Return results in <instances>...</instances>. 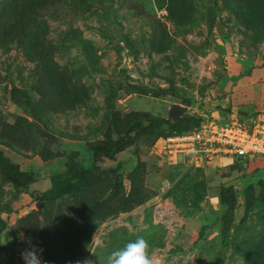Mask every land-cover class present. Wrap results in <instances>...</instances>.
<instances>
[{"label": "rangeland", "instance_id": "374dc122", "mask_svg": "<svg viewBox=\"0 0 264 264\" xmlns=\"http://www.w3.org/2000/svg\"><path fill=\"white\" fill-rule=\"evenodd\" d=\"M260 112L264 0H0V264L29 240L106 264L137 237L153 264H264V158L160 148Z\"/></svg>", "mask_w": 264, "mask_h": 264}, {"label": "built area", "instance_id": "2783aa9c", "mask_svg": "<svg viewBox=\"0 0 264 264\" xmlns=\"http://www.w3.org/2000/svg\"><path fill=\"white\" fill-rule=\"evenodd\" d=\"M160 148L169 163L189 164L221 157L264 158V113L223 121L205 117L193 130L166 136Z\"/></svg>", "mask_w": 264, "mask_h": 264}, {"label": "clouds", "instance_id": "9594fccd", "mask_svg": "<svg viewBox=\"0 0 264 264\" xmlns=\"http://www.w3.org/2000/svg\"><path fill=\"white\" fill-rule=\"evenodd\" d=\"M93 242L97 245L100 243L96 235ZM28 244L29 247L21 253L24 264H41L40 254L43 250L31 245L30 240ZM149 248V243L143 237H137L134 241H129L123 248L112 251L107 256L106 264H153ZM91 252L94 254L93 251ZM76 264H95V261L85 258L83 261L78 260Z\"/></svg>", "mask_w": 264, "mask_h": 264}, {"label": "trees", "instance_id": "16d2710c", "mask_svg": "<svg viewBox=\"0 0 264 264\" xmlns=\"http://www.w3.org/2000/svg\"><path fill=\"white\" fill-rule=\"evenodd\" d=\"M180 129L181 128L176 129V130H178L177 131L178 133L185 132V131H182ZM187 131H189V130H187ZM118 150H120V149H118ZM80 172L84 173L86 171L81 165H75V166L71 167L68 171L56 175L53 178L52 186L49 190V194L56 195V194H59L63 191H66L67 189H69L70 183L67 181V179L72 177L74 174H79ZM29 177L32 178V176H29Z\"/></svg>", "mask_w": 264, "mask_h": 264}, {"label": "water", "instance_id": "95a60500", "mask_svg": "<svg viewBox=\"0 0 264 264\" xmlns=\"http://www.w3.org/2000/svg\"><path fill=\"white\" fill-rule=\"evenodd\" d=\"M215 29L218 35H221L225 31V27L220 20H217V22L215 23Z\"/></svg>", "mask_w": 264, "mask_h": 264}]
</instances>
